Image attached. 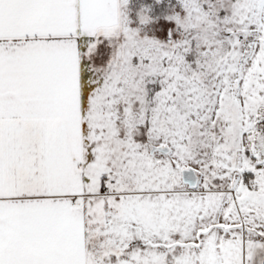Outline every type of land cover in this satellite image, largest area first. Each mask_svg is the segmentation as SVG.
I'll return each mask as SVG.
<instances>
[{
  "label": "snow or ice",
  "instance_id": "1",
  "mask_svg": "<svg viewBox=\"0 0 264 264\" xmlns=\"http://www.w3.org/2000/svg\"><path fill=\"white\" fill-rule=\"evenodd\" d=\"M0 264H264V0H0Z\"/></svg>",
  "mask_w": 264,
  "mask_h": 264
}]
</instances>
